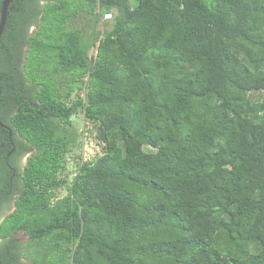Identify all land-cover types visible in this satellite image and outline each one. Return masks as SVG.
Returning <instances> with one entry per match:
<instances>
[{
    "label": "trees",
    "instance_id": "trees-1",
    "mask_svg": "<svg viewBox=\"0 0 264 264\" xmlns=\"http://www.w3.org/2000/svg\"><path fill=\"white\" fill-rule=\"evenodd\" d=\"M0 87V264H264V0H14Z\"/></svg>",
    "mask_w": 264,
    "mask_h": 264
},
{
    "label": "rangeland",
    "instance_id": "rangeland-1",
    "mask_svg": "<svg viewBox=\"0 0 264 264\" xmlns=\"http://www.w3.org/2000/svg\"><path fill=\"white\" fill-rule=\"evenodd\" d=\"M92 17L86 12V11H79L78 14H76L72 19V25L74 27H81V28H90L92 22ZM71 25V27H73ZM104 24H99L100 28H103ZM37 27L32 28V32ZM95 52L94 50L92 51ZM74 122L75 125L78 127L79 132L82 133L81 135V146L77 148L75 152L70 154L69 162H68V171H70V176H74L77 171V162L85 161V160H91L98 157L102 152V144L99 141V139L96 136V126L90 121H87L84 118L83 114H77L74 116ZM77 155V156H76ZM27 157H24L25 161L27 160ZM67 190L65 188H62L59 192L61 196H64L66 194ZM16 238H18L20 241L25 242L28 239V235L22 231L16 235Z\"/></svg>",
    "mask_w": 264,
    "mask_h": 264
},
{
    "label": "water",
    "instance_id": "water-1",
    "mask_svg": "<svg viewBox=\"0 0 264 264\" xmlns=\"http://www.w3.org/2000/svg\"><path fill=\"white\" fill-rule=\"evenodd\" d=\"M13 1L14 0H3L2 2L0 9V39L6 27L9 7ZM0 96H1V87H0Z\"/></svg>",
    "mask_w": 264,
    "mask_h": 264
},
{
    "label": "built area",
    "instance_id": "built-area-1",
    "mask_svg": "<svg viewBox=\"0 0 264 264\" xmlns=\"http://www.w3.org/2000/svg\"><path fill=\"white\" fill-rule=\"evenodd\" d=\"M112 17H113V13H112V12H106V13L104 14L103 19H104V20H110Z\"/></svg>",
    "mask_w": 264,
    "mask_h": 264
},
{
    "label": "flooded vegetation",
    "instance_id": "flooded-vegetation-1",
    "mask_svg": "<svg viewBox=\"0 0 264 264\" xmlns=\"http://www.w3.org/2000/svg\"><path fill=\"white\" fill-rule=\"evenodd\" d=\"M26 161L24 160V163H25Z\"/></svg>",
    "mask_w": 264,
    "mask_h": 264
}]
</instances>
